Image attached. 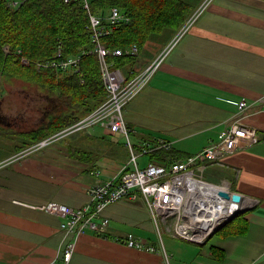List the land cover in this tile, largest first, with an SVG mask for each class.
Instances as JSON below:
<instances>
[{
  "label": "crops",
  "instance_id": "1",
  "mask_svg": "<svg viewBox=\"0 0 264 264\" xmlns=\"http://www.w3.org/2000/svg\"><path fill=\"white\" fill-rule=\"evenodd\" d=\"M166 42L148 41L142 57L126 67L127 76L149 66ZM263 96L264 0H213L126 107V121L135 147L164 141L181 155L215 143L237 120L254 128L257 143L201 173L212 182L227 181L232 191L256 204L200 245L165 232L167 241L160 238L143 201L117 203L103 213L110 219L107 233L81 235L70 264H264V105L257 102ZM243 99L251 106L240 111ZM91 131L71 138L72 145L56 144L0 168V264H48L58 258L68 240L62 220L39 207L54 201L82 208L91 201L88 190L98 180L96 171L108 179L128 170V147L124 144L121 150L117 142L99 140ZM98 131L108 132L102 127ZM16 135L24 141L0 162L27 148L29 137ZM82 150L90 153L85 161L73 156ZM142 160L141 166L151 162ZM129 233L145 248L129 247L124 240Z\"/></svg>",
  "mask_w": 264,
  "mask_h": 264
},
{
  "label": "built area",
  "instance_id": "2",
  "mask_svg": "<svg viewBox=\"0 0 264 264\" xmlns=\"http://www.w3.org/2000/svg\"><path fill=\"white\" fill-rule=\"evenodd\" d=\"M24 1L11 0L10 5L17 7ZM65 1L83 3L84 8L90 11V0ZM90 19L92 40L95 44L94 53L99 56L107 98L79 123L57 134L68 129L78 132L100 126L114 134L122 135L130 152L129 168L120 175L108 179H103L101 173L96 171L98 180L88 190L91 201L82 208H72L58 202H47L41 207L42 210L61 217V230L68 239L61 249L60 256L48 264H70L78 238L86 233L105 235L110 219L103 215L104 211L111 205L129 200L145 203L160 238L163 231L158 225L159 220L163 221L165 228L178 239L200 245L208 243L220 228L230 222L235 213L243 212L249 206L241 207L243 195L239 203L233 201L235 192L227 181L219 183L209 181L201 172L209 164L219 163L225 156L257 143L259 139L257 131L237 120L219 135L215 143L196 154L189 155L185 160L173 161L166 165L150 162L146 166H141V158L159 150H170L172 145L164 141H157L155 144L144 141L138 148L135 147L122 106L149 85L175 44L168 43L149 66L128 77L122 69L112 66L109 57H136L140 53L138 46L133 45L126 50L109 49L100 42V39L129 19L116 7L110 10L106 19L92 14ZM4 50L8 52L11 50L10 46H5ZM76 57L79 56L65 58L59 50L54 60L38 63V68L50 67L63 72H79L80 58ZM29 63L27 59L22 58V64ZM121 95L126 99L120 100ZM257 102L264 105V96ZM250 106L251 103L244 99L238 103L240 111H245ZM188 204L190 206H187ZM172 218L173 223L169 226L167 222ZM124 240L129 247L145 248L144 243L137 240L133 233L127 234Z\"/></svg>",
  "mask_w": 264,
  "mask_h": 264
},
{
  "label": "trees",
  "instance_id": "3",
  "mask_svg": "<svg viewBox=\"0 0 264 264\" xmlns=\"http://www.w3.org/2000/svg\"><path fill=\"white\" fill-rule=\"evenodd\" d=\"M10 1L0 0L1 83H31L46 92L53 109L41 127L26 135L28 144L66 129L94 112L107 98L99 56L94 53L91 14L106 19L113 7L121 10L129 21L111 29L102 43L109 49L123 50L137 45L142 51L148 41L172 38L195 9L191 0H90V11L75 1L25 0L17 7ZM7 45L10 54L3 50ZM59 50L65 58L82 56L79 72L38 68V63L54 60ZM22 58L30 65L23 66ZM137 58L110 56L109 61L113 67L124 69ZM77 152L73 156L79 160L89 158L87 151ZM188 156L159 150L149 158L152 163L166 165Z\"/></svg>",
  "mask_w": 264,
  "mask_h": 264
},
{
  "label": "rangeland",
  "instance_id": "4",
  "mask_svg": "<svg viewBox=\"0 0 264 264\" xmlns=\"http://www.w3.org/2000/svg\"><path fill=\"white\" fill-rule=\"evenodd\" d=\"M191 1L195 5V9L192 12L191 16L187 19V21H186L187 23L185 22L183 24L185 27L182 25L181 28L177 31V33L167 41L168 43H174L175 44V46L172 50H174L179 45L181 40L189 33L191 28L196 24V22L201 17V15L208 9L210 3L213 0H201L202 2L199 6H197L199 0H191ZM205 2H206V4H204ZM191 17H192V19H190ZM104 36L105 35H103L100 39L101 43H102V38ZM176 36H177V39L175 40ZM154 41L158 42L157 40H154ZM94 46H95V44H94ZM155 47H157V46L155 45ZM3 50H4V48H3ZM98 50L95 49V51H98ZM4 52L6 54H10L11 50H9L8 52H6L4 50ZM143 54H144V52H142L140 57H138L136 60H139ZM74 56H77V55H74ZM76 58L77 59L80 58V61H79V63H80L82 56H79ZM165 61H166V59H165ZM164 62H163V64H164ZM135 64H136V61L133 62L132 64H130L129 66L135 65ZM22 65L23 66H29L30 63L28 65H24V64H22ZM126 67H124V69H122L124 74L127 71ZM66 74H71V72H67ZM45 93L46 92L41 91L40 88L34 86L31 83L16 81L14 83L5 85V84H3V82L1 83V79H0V109L2 108L0 113L2 115H6L5 120L7 122V123L3 122V125H0L2 127V128L0 127V133H2V136H0V143H1L0 144L1 145L0 146V159L6 157L8 155L7 152L9 150H11L15 144L17 145V144H20L24 141L21 135H16V134L29 135L32 131L37 130L39 127H41L42 123L45 122L46 119L49 117V114L53 111V109L51 107V103L49 102L48 95ZM121 99L125 100L126 98L121 95L120 100ZM132 100H128L122 106V109L126 110V107L129 105V103ZM45 106L46 107L48 106V108L45 109ZM46 111H48V112H46ZM44 112H45V115H44ZM28 115H30V116L28 117ZM87 116H85V117H87ZM42 119H44L43 122H41ZM83 119H84V117L82 119L78 120L76 123H79ZM74 124H72V125H74ZM99 127L100 126H96L92 129H90V130H92L91 131L92 133L96 132L99 134L98 135L100 137V138L98 137L99 140L112 141L113 143L117 142L118 144L117 143H115V144H117L119 146V149H121V150L127 144L126 139L124 137H122L118 134L112 136L113 134H110L109 133L110 131H108L107 133H104L105 134L104 135L103 131H101V132L98 131ZM69 128H71V127H69ZM62 130H65V128ZM62 130H60L59 132H61ZM85 130L86 129H84L82 131L74 132V131H72V129H68V130L62 132L61 134H57L59 132H56L55 134L51 135L50 137H47V138L42 139L40 141H36L35 143L28 144L27 148L22 149V151H20L19 153L15 154V155H12V157H10L9 159L0 162V168L5 167L7 164H10V163L12 164L13 162H16V161H25V160L33 157L34 155L40 153L44 149L51 147L53 145H56V144L58 145V144H66L67 143V145H72L70 143V141L73 140L74 138H76L78 135L85 133L86 132ZM95 135H97V134H95ZM71 138H73V139H71ZM46 139H47V141H46ZM6 143H8L9 146ZM85 145H91V143H85ZM103 147H105V146H103ZM148 160H149V156H145V158L143 157L142 162L145 164L148 162ZM120 161H122V160H120ZM122 162H124V161H122ZM240 195L242 196V194H240ZM130 201H132V200H129L127 202H130ZM136 201L138 202V200H136ZM49 202H54V201H49ZM43 205H41L39 207L40 210H42L41 207H43ZM187 206H190V205L188 204ZM42 211H44V210H42ZM44 212H46V211H44ZM46 213H48V212H46ZM48 214H51V213H48ZM52 215L57 216L61 219V217L59 215H56V214H52ZM151 219H152V217H151ZM153 223L155 224L154 221H153ZM167 223L169 226H171L173 223V218L169 219V221ZM227 224H225V225H227ZM158 225L161 227L163 233L165 232V233L175 237L171 231H169L168 229L165 228V226L163 225V221L159 220ZM157 234H158V232H157ZM156 236L157 235H155L154 237H156ZM175 238H177V237H175ZM165 239H166V236H165V234H163V240H165ZM166 241H167V239H166ZM153 251H154V249H153Z\"/></svg>",
  "mask_w": 264,
  "mask_h": 264
},
{
  "label": "water",
  "instance_id": "5",
  "mask_svg": "<svg viewBox=\"0 0 264 264\" xmlns=\"http://www.w3.org/2000/svg\"><path fill=\"white\" fill-rule=\"evenodd\" d=\"M233 201L234 202H237L239 203L241 200H242V196L239 194V193H235L232 197ZM240 214H242V212H238V213H235L234 217L231 219L233 220L234 218H236L237 216H239ZM230 220V221H231Z\"/></svg>",
  "mask_w": 264,
  "mask_h": 264
},
{
  "label": "bare ground",
  "instance_id": "6",
  "mask_svg": "<svg viewBox=\"0 0 264 264\" xmlns=\"http://www.w3.org/2000/svg\"><path fill=\"white\" fill-rule=\"evenodd\" d=\"M243 198V197H242ZM254 203V201L247 199L246 197L243 198L242 200V206L241 207H245V206H250Z\"/></svg>",
  "mask_w": 264,
  "mask_h": 264
},
{
  "label": "flooded vegetation",
  "instance_id": "7",
  "mask_svg": "<svg viewBox=\"0 0 264 264\" xmlns=\"http://www.w3.org/2000/svg\"><path fill=\"white\" fill-rule=\"evenodd\" d=\"M2 117H4V118L6 119V116H5V115H2V114L0 113V119H1ZM7 121H8V120H7Z\"/></svg>",
  "mask_w": 264,
  "mask_h": 264
}]
</instances>
